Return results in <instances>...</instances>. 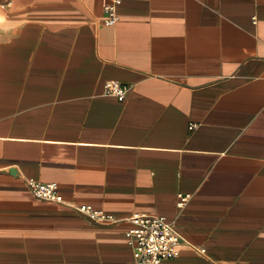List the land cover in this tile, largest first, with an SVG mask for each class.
I'll list each match as a JSON object with an SVG mask.
<instances>
[{"label":"crops","instance_id":"0c3cea01","mask_svg":"<svg viewBox=\"0 0 264 264\" xmlns=\"http://www.w3.org/2000/svg\"><path fill=\"white\" fill-rule=\"evenodd\" d=\"M121 1L0 0V264H129L135 214L161 264H264V0Z\"/></svg>","mask_w":264,"mask_h":264},{"label":"built area","instance_id":"2783aa9c","mask_svg":"<svg viewBox=\"0 0 264 264\" xmlns=\"http://www.w3.org/2000/svg\"><path fill=\"white\" fill-rule=\"evenodd\" d=\"M121 0H111L105 8L107 26H116L119 21L118 7ZM130 87L119 82H107L104 93L114 96L120 101L127 97ZM194 126H190L192 130ZM28 186L32 193L39 199L64 203L55 184H43L35 180H29ZM190 196L179 195L178 206L181 208L188 202ZM75 209L89 218L102 222L114 220L101 211L94 210L91 206H80ZM131 229L127 231L128 244L132 250L133 259L129 264H161L165 260L178 255L177 247L181 241V235L174 224L164 216L153 214H135L128 219Z\"/></svg>","mask_w":264,"mask_h":264}]
</instances>
